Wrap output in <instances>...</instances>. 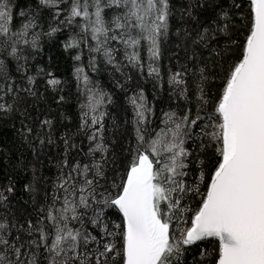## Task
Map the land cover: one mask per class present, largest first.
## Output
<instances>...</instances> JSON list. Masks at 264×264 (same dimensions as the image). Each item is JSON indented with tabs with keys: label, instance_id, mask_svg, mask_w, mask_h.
Here are the masks:
<instances>
[{
	"label": "snow or ice",
	"instance_id": "6c2138e0",
	"mask_svg": "<svg viewBox=\"0 0 264 264\" xmlns=\"http://www.w3.org/2000/svg\"><path fill=\"white\" fill-rule=\"evenodd\" d=\"M0 264H264V0H0Z\"/></svg>",
	"mask_w": 264,
	"mask_h": 264
}]
</instances>
